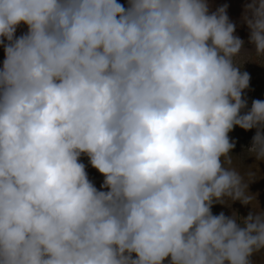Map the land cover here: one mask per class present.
Returning a JSON list of instances; mask_svg holds the SVG:
<instances>
[{
  "label": "clouds",
  "instance_id": "obj_1",
  "mask_svg": "<svg viewBox=\"0 0 264 264\" xmlns=\"http://www.w3.org/2000/svg\"><path fill=\"white\" fill-rule=\"evenodd\" d=\"M227 7L0 0V264L264 259L256 165L234 166L228 135L254 128L245 154L264 161V100L248 107L241 70L264 65V0L243 6L251 51ZM237 200L246 216L211 211Z\"/></svg>",
  "mask_w": 264,
  "mask_h": 264
},
{
  "label": "crops",
  "instance_id": "obj_2",
  "mask_svg": "<svg viewBox=\"0 0 264 264\" xmlns=\"http://www.w3.org/2000/svg\"><path fill=\"white\" fill-rule=\"evenodd\" d=\"M118 3L122 4L123 6H128V0H117ZM251 0H207V3L209 5V11H215L217 7L228 5L226 12L229 17V20L233 22L236 26L235 28V34L238 35L242 40L245 41L244 50L251 51L253 49V46L248 42V36H249V29L242 20V14L244 11V5L246 3H250ZM27 31V25L21 24L17 27L16 36H19ZM3 39V38H0ZM5 58L4 53V45L0 44V68H2L3 60ZM245 59H256L258 60V57H255L251 53H245L241 56L236 58V63H242ZM242 71H247L250 74V83L249 88L244 90L243 95H246L248 100V107L251 106V102L253 99H260L264 100V65H261L260 63H257L252 60H246L243 64V67L241 69ZM255 129H250V132L248 134V130H244L240 128L239 126H234L233 130L228 133L230 137V142L236 139V142L238 140H247L248 139V147L251 145L252 137L255 134ZM249 137V138H248ZM238 143V142H237ZM79 161L82 162L85 165V171L88 175V179L94 184L95 187H97L98 190H101V185L104 181V175L101 174L96 168H94L90 162L87 155L82 154L79 158ZM259 164V162H258ZM107 190V189H102ZM133 257H135V253L132 254ZM168 259L166 258L164 261V264H168Z\"/></svg>",
  "mask_w": 264,
  "mask_h": 264
},
{
  "label": "rangeland",
  "instance_id": "obj_3",
  "mask_svg": "<svg viewBox=\"0 0 264 264\" xmlns=\"http://www.w3.org/2000/svg\"><path fill=\"white\" fill-rule=\"evenodd\" d=\"M249 132L250 130H248V134ZM234 141L235 145L231 150V154L234 156V166L244 170L248 166L256 165V167H253L252 169L253 172H256V177L249 183L248 190L249 192L256 195V200L259 202L260 207L264 208V161H256L254 156L245 154L246 149L249 148L248 139L238 140L237 143L236 139L234 138ZM250 210L251 205H244L238 200L232 201L230 206L214 203L211 207V211L214 215H217L223 211L226 216H231L233 211L237 212L241 216H246ZM252 259L257 261L258 264H264V259H262L260 254H254Z\"/></svg>",
  "mask_w": 264,
  "mask_h": 264
}]
</instances>
